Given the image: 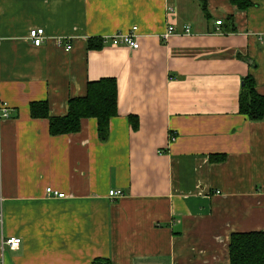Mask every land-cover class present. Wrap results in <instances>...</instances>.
I'll list each match as a JSON object with an SVG mask.
<instances>
[{
    "label": "crops",
    "instance_id": "0c3cea01",
    "mask_svg": "<svg viewBox=\"0 0 264 264\" xmlns=\"http://www.w3.org/2000/svg\"><path fill=\"white\" fill-rule=\"evenodd\" d=\"M250 1L0 0V264H229L232 234L264 231V119L239 113L246 77L264 96V0ZM133 27L139 50L88 47ZM103 78L119 90L107 142L96 119L52 136L31 116L39 102L66 116Z\"/></svg>",
    "mask_w": 264,
    "mask_h": 264
},
{
    "label": "trees",
    "instance_id": "16d2710c",
    "mask_svg": "<svg viewBox=\"0 0 264 264\" xmlns=\"http://www.w3.org/2000/svg\"><path fill=\"white\" fill-rule=\"evenodd\" d=\"M203 9L207 11L206 0H201ZM241 9L251 6L250 0H235ZM103 39L89 40V49H101ZM118 82L115 78H103L90 81L87 94L84 97L72 98L69 101L68 114L63 117H53L50 114L48 103H33L31 116L49 120V132L52 136L74 134L81 130L84 119H96L98 135L101 142L109 140L110 121L118 115ZM239 113L251 121L264 119V96L257 92L254 78L248 76L244 79L242 91L239 96ZM133 128L137 129V119L130 117ZM224 155H212L211 161L224 162ZM229 264H264V231L252 233H236L230 237ZM93 264H112L106 259H96Z\"/></svg>",
    "mask_w": 264,
    "mask_h": 264
},
{
    "label": "built area",
    "instance_id": "2783aa9c",
    "mask_svg": "<svg viewBox=\"0 0 264 264\" xmlns=\"http://www.w3.org/2000/svg\"><path fill=\"white\" fill-rule=\"evenodd\" d=\"M218 25H221L222 22L218 21ZM190 33V27H186V34ZM175 34V27L169 26L167 31L163 34V39L165 41L169 40L171 36ZM45 30L43 28H36L32 29L29 33L30 39L33 41L34 45L37 47L41 46L44 42L45 38ZM103 43H110L113 46H125L132 50H139L140 49V34L138 27H133L128 33H116L112 37L109 38H103ZM67 50L72 49V45H67ZM8 118V109L4 107L3 105H0V119L1 118ZM176 138L173 137V140ZM46 195L49 197H55L59 199H63L66 197L65 193L59 192L57 190H54L52 187H48L46 189ZM124 195L122 190H111L109 192V196L113 199L120 198ZM3 223V217L0 213V224ZM4 245L10 247L13 250H17L21 246V239L16 237H10L6 240H4Z\"/></svg>",
    "mask_w": 264,
    "mask_h": 264
}]
</instances>
